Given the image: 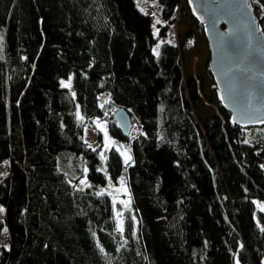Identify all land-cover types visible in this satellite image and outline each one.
Returning a JSON list of instances; mask_svg holds the SVG:
<instances>
[{
    "label": "trees",
    "instance_id": "16d2710c",
    "mask_svg": "<svg viewBox=\"0 0 264 264\" xmlns=\"http://www.w3.org/2000/svg\"><path fill=\"white\" fill-rule=\"evenodd\" d=\"M252 2L264 26V0ZM159 3L164 18L185 17L187 0ZM192 18L176 43L136 0H0V264H264V132L251 134L264 125L232 123L220 99L201 114L216 99L184 74L205 34ZM122 107L139 117L129 135L113 118ZM100 118L130 160L85 139ZM61 150L89 185L60 168ZM124 174L120 224L106 188Z\"/></svg>",
    "mask_w": 264,
    "mask_h": 264
},
{
    "label": "water",
    "instance_id": "95a60500",
    "mask_svg": "<svg viewBox=\"0 0 264 264\" xmlns=\"http://www.w3.org/2000/svg\"><path fill=\"white\" fill-rule=\"evenodd\" d=\"M203 24L210 50L209 70L220 102L241 127L264 125V29L252 0H187ZM125 135L132 116L125 108L113 113Z\"/></svg>",
    "mask_w": 264,
    "mask_h": 264
},
{
    "label": "rangeland",
    "instance_id": "374dc122",
    "mask_svg": "<svg viewBox=\"0 0 264 264\" xmlns=\"http://www.w3.org/2000/svg\"><path fill=\"white\" fill-rule=\"evenodd\" d=\"M254 1V0H253ZM136 3L139 9L148 15H150L152 20V27L154 34L159 35L160 25L166 26L167 36L161 40H168L171 42L179 43L182 37L185 35L186 31L189 28H195L197 22L193 20V12L190 6L187 4L185 17L182 18L180 9H176L175 13L171 18H164L162 16V6L159 3V0H136ZM184 6V3L182 4ZM258 17L262 15V12L257 11ZM171 22V20H173ZM199 19V18H198ZM264 29V26H263ZM209 57L210 50L208 46V41L205 36L200 37L197 47L194 50L188 51L183 55V64H184V74L185 76L194 75L202 76L204 79V94L212 95L216 100L214 104L209 105V108H201V114H206L212 112L213 110L217 111V101L220 99L218 89H215L216 84H214V79L209 75ZM107 97L102 96V101H107ZM116 111V110H115ZM132 132L137 131L141 128L139 117L134 109H132ZM107 118L95 119L93 122H90L85 127V139L92 147H100L101 153L104 156L105 152L112 146H116L125 159L129 160L128 157H131L130 151L122 144L117 142L109 131ZM98 131L102 133V140L98 137ZM264 132L263 129L258 130V132L253 133V138L257 142H260ZM7 165H0V175L7 173L9 171V160L5 162ZM59 164L60 168L67 173L69 179L75 183L76 187L83 188L89 185L87 178V167L85 163L75 156V154L69 150H61L59 154ZM84 181L82 184L81 181ZM106 190L110 193L114 200V207L118 220L121 224L123 222V215L125 211L132 206V195L129 188V183L126 175H122L117 184L109 185ZM3 215V211L0 213V216ZM9 236L8 232L0 231V245H8Z\"/></svg>",
    "mask_w": 264,
    "mask_h": 264
},
{
    "label": "snow or ice",
    "instance_id": "6c2138e0",
    "mask_svg": "<svg viewBox=\"0 0 264 264\" xmlns=\"http://www.w3.org/2000/svg\"><path fill=\"white\" fill-rule=\"evenodd\" d=\"M2 47H3V35L2 34H0V50H2ZM65 86H67V85H65ZM128 159L130 160L131 159V157H128ZM3 175H6V173L5 174H3ZM81 183L83 184L84 183V181L82 180L81 181ZM3 211V209L2 208H0V212H2ZM117 215H120L119 213H117ZM119 230L122 232L123 231V228L122 227H120L119 228ZM3 231L4 232H7V229L5 228V229H3ZM241 247H243L242 245H241ZM102 252L104 251V249L103 248H101L100 249ZM237 264H239V261H237Z\"/></svg>",
    "mask_w": 264,
    "mask_h": 264
}]
</instances>
